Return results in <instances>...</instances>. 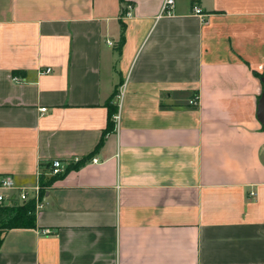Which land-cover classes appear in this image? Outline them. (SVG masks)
Instances as JSON below:
<instances>
[{"label": "crops", "instance_id": "0c3cea01", "mask_svg": "<svg viewBox=\"0 0 264 264\" xmlns=\"http://www.w3.org/2000/svg\"><path fill=\"white\" fill-rule=\"evenodd\" d=\"M162 2L0 0V264H264V0Z\"/></svg>", "mask_w": 264, "mask_h": 264}, {"label": "trees", "instance_id": "16d2710c", "mask_svg": "<svg viewBox=\"0 0 264 264\" xmlns=\"http://www.w3.org/2000/svg\"><path fill=\"white\" fill-rule=\"evenodd\" d=\"M124 9H121V12H123ZM123 24H121V33L119 36L118 43L116 45V50L119 53L122 43H123ZM108 106V117H107V126L102 132V136L99 140V143L97 144V147H99L102 143L103 137L106 135V133L110 132L114 128V120L113 116L117 112V106L112 107L110 104ZM80 162V161H79ZM79 165V163H75L74 165H68L64 171V173L60 175L51 176L47 180L40 181V195L42 196L44 194V188L51 184V182L61 177L63 174H65L68 170L71 168H75ZM35 227V204L33 199H29L23 203L14 202L11 204H0V244L2 240V232L11 229V228H34Z\"/></svg>", "mask_w": 264, "mask_h": 264}, {"label": "built area", "instance_id": "2783aa9c", "mask_svg": "<svg viewBox=\"0 0 264 264\" xmlns=\"http://www.w3.org/2000/svg\"><path fill=\"white\" fill-rule=\"evenodd\" d=\"M174 3L175 0H163L162 5H161V11L159 13V17L161 16H171L173 14V9H174ZM131 8L132 6L130 4L126 5V11H125V15H130L131 12ZM192 13L194 15H197L199 17H203L204 14L202 12V9L197 6L194 5L192 7ZM107 43L109 45H112V42L107 41ZM50 69H45L44 72H49ZM16 80H18V77H15ZM189 103L191 105H197V98L193 97L190 99ZM41 112H44L46 110L45 107H42L39 109ZM80 161L79 157H74L72 162L73 163H77ZM92 162H97V158H92ZM67 167V163H64L58 159L53 160L50 163V167L48 170V175L49 176H55V175H60L62 173H64L65 169ZM38 175H41V172H38ZM15 183L13 178L11 177V175L5 174V175H1L0 176V191H5V190H10V189H15ZM40 182L37 181V184L32 188L31 191L28 190H20L19 192V201L20 203H23L29 199H33L34 204H35V211L40 209L43 205H42V197L40 195ZM45 191V189H44ZM253 195V193H251ZM5 200V194L3 192H0V204H3Z\"/></svg>", "mask_w": 264, "mask_h": 264}, {"label": "water", "instance_id": "95a60500", "mask_svg": "<svg viewBox=\"0 0 264 264\" xmlns=\"http://www.w3.org/2000/svg\"><path fill=\"white\" fill-rule=\"evenodd\" d=\"M261 81L263 84V90L258 99L257 108H256V117L258 121L261 123L264 128V74L261 77Z\"/></svg>", "mask_w": 264, "mask_h": 264}]
</instances>
